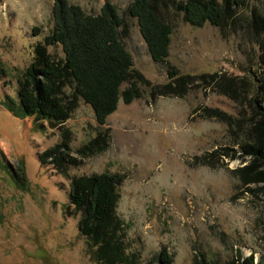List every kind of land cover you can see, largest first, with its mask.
<instances>
[{"label":"rangeland","instance_id":"rangeland-1","mask_svg":"<svg viewBox=\"0 0 264 264\" xmlns=\"http://www.w3.org/2000/svg\"><path fill=\"white\" fill-rule=\"evenodd\" d=\"M68 1L97 14L105 0ZM108 1L123 16L141 97L100 125L82 101L62 124L2 104L55 21L53 0H0V264H102L63 204L72 178L105 171L120 176L115 213L135 264L161 251L171 264L264 260V160L251 151L264 123V31L195 27L166 9L171 40L156 63L124 14L131 0ZM244 2L264 17V0ZM47 51L62 56L59 45ZM63 140L78 163L66 178L38 160Z\"/></svg>","mask_w":264,"mask_h":264},{"label":"trees","instance_id":"trees-1","mask_svg":"<svg viewBox=\"0 0 264 264\" xmlns=\"http://www.w3.org/2000/svg\"><path fill=\"white\" fill-rule=\"evenodd\" d=\"M170 8L182 13L184 20L195 27L209 23L222 29L229 22L244 31H264V17L255 9L249 10L244 0H131L124 14L136 19L147 51L156 63L168 56L172 27L164 12ZM52 15L55 25L43 42L34 46L33 59L18 80L16 99L8 96L2 104L15 115L62 124L82 101L103 125L119 101L128 104L141 97L138 84L132 80V55L120 34L123 16L108 0L97 14L87 13L68 0H53ZM261 44L264 49V38ZM54 45L61 47L62 56L47 51ZM124 83L127 85L122 89ZM258 127V143L251 146V151L264 160V123ZM69 151L63 140L41 151L39 163L65 177L66 169L78 166ZM24 181L22 174L18 183L23 187ZM119 184V174L107 171L79 175L69 182L67 202L63 204L66 214L77 218V230L89 254L102 264H135L134 255L128 253L123 222L115 213ZM153 259L155 264L172 261L171 255L162 251ZM193 264L210 263L199 259ZM237 264H264V260L254 262L248 256Z\"/></svg>","mask_w":264,"mask_h":264}]
</instances>
